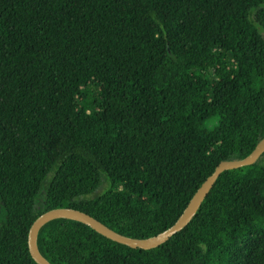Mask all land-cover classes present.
<instances>
[{
	"label": "trees",
	"instance_id": "16d2710c",
	"mask_svg": "<svg viewBox=\"0 0 264 264\" xmlns=\"http://www.w3.org/2000/svg\"><path fill=\"white\" fill-rule=\"evenodd\" d=\"M263 140L264 0H0V264H38L31 227L57 208L157 236ZM38 245L52 264H264V154L158 248L68 219Z\"/></svg>",
	"mask_w": 264,
	"mask_h": 264
},
{
	"label": "water",
	"instance_id": "95a60500",
	"mask_svg": "<svg viewBox=\"0 0 264 264\" xmlns=\"http://www.w3.org/2000/svg\"><path fill=\"white\" fill-rule=\"evenodd\" d=\"M264 154V140L257 146V148L245 159L242 160H230L220 163L215 172L204 182V184L196 192L188 207L185 209L179 220L168 230L161 234L147 238L136 239L132 237L124 236L115 230L111 229L95 217L88 213L82 212L73 208H57L50 210L40 216L32 225L29 233V249L32 257L38 264H52L40 251L38 240L41 230L48 223L59 220L68 219L77 222H81L104 237L123 244L133 249L152 250L167 243L177 233L183 231L194 219L200 210L203 202L215 186L219 177L226 171L243 168L256 164Z\"/></svg>",
	"mask_w": 264,
	"mask_h": 264
},
{
	"label": "rangeland",
	"instance_id": "374dc122",
	"mask_svg": "<svg viewBox=\"0 0 264 264\" xmlns=\"http://www.w3.org/2000/svg\"><path fill=\"white\" fill-rule=\"evenodd\" d=\"M108 186H109L108 183H104V185L100 188V190H98L96 194H101L108 188Z\"/></svg>",
	"mask_w": 264,
	"mask_h": 264
}]
</instances>
